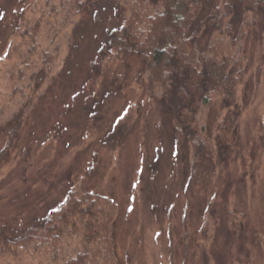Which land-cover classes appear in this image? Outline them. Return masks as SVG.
Masks as SVG:
<instances>
[{
    "label": "rangeland",
    "instance_id": "1",
    "mask_svg": "<svg viewBox=\"0 0 264 264\" xmlns=\"http://www.w3.org/2000/svg\"><path fill=\"white\" fill-rule=\"evenodd\" d=\"M39 1L0 0V152L22 105L21 83L10 80L23 60L12 50L16 28ZM225 3L244 23L234 29L259 23L243 45L239 147L227 161L213 158L219 104L201 111L205 150L175 137L147 92L145 63L102 58L122 12L111 0H92L78 18L75 48H60L56 79L0 158V226L9 235L42 224L70 191H92L116 203L121 264H264V14L239 0L214 1L224 10Z\"/></svg>",
    "mask_w": 264,
    "mask_h": 264
},
{
    "label": "trees",
    "instance_id": "2",
    "mask_svg": "<svg viewBox=\"0 0 264 264\" xmlns=\"http://www.w3.org/2000/svg\"><path fill=\"white\" fill-rule=\"evenodd\" d=\"M111 1L120 6L122 18L108 30L99 49L102 58L106 62L141 59L146 65L147 92L159 104L175 137L197 140L196 150L208 147L201 111L219 104L224 114L213 127V158L224 164L239 147L238 88L246 75L243 45L248 31L254 32L259 23L248 22L244 32L234 29L233 24L243 23L235 17L234 6L225 3L224 10L214 5L215 0ZM90 2H34L23 25L16 28L21 39L12 50L23 60L10 80L16 77L21 83L22 105L12 118L11 126L17 128L7 132L10 138L0 158L15 146L18 131L46 95L45 86L56 79L53 62L60 48H75L78 18ZM239 4L264 14V0H239ZM2 108L5 105H0V112ZM115 215L111 197L72 190L42 224L14 236L0 226V264H121L115 247Z\"/></svg>",
    "mask_w": 264,
    "mask_h": 264
}]
</instances>
